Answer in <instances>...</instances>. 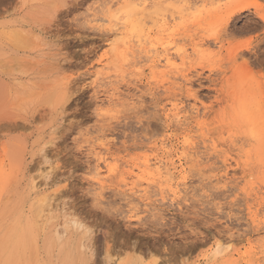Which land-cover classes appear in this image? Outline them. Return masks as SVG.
Returning a JSON list of instances; mask_svg holds the SVG:
<instances>
[{"label":"rangeland","instance_id":"obj_1","mask_svg":"<svg viewBox=\"0 0 264 264\" xmlns=\"http://www.w3.org/2000/svg\"><path fill=\"white\" fill-rule=\"evenodd\" d=\"M143 1L0 0V264H264V0Z\"/></svg>","mask_w":264,"mask_h":264},{"label":"bare ground","instance_id":"obj_2","mask_svg":"<svg viewBox=\"0 0 264 264\" xmlns=\"http://www.w3.org/2000/svg\"><path fill=\"white\" fill-rule=\"evenodd\" d=\"M136 3H139L140 5H144L146 2H144L143 0L142 1H140L139 0V2H136ZM139 4H136V6L138 5L139 6ZM134 5H135V3H134ZM135 6V7H136ZM139 7H143V6H139ZM145 9V8H144ZM245 9H248V7H240L239 8V11L240 10H245ZM137 11H139V10H137ZM112 21V20H111ZM117 23V22H116ZM113 24H115V23H113ZM118 24H120V22H118ZM114 26V25H113ZM113 26H111V27H113ZM115 27H117V24H115ZM116 30V29H115ZM125 53H127V52H125ZM168 60V59H167ZM67 91H69V90H67ZM68 96V95H67ZM104 160V159H103ZM107 165V164H106ZM163 165L161 164L159 167H160V169H159V167H158V170H159V173L160 174H163V170L165 169V171H166V173H167V175L169 176L170 175V169H169V167H166V166H164V167H162ZM99 168V167H98ZM109 169V173H111V172H113V171H115V170H113V168H111V167H108ZM111 168V169H110ZM108 170H107V172H108ZM163 171V172H162ZM98 173V172H97ZM150 173V172H149ZM165 173V172H164ZM152 175H153V173H151ZM151 174H149V176L151 175ZM120 175V174H119ZM166 175V176H167ZM100 176V175H99ZM139 177V176H138ZM159 177V176H158ZM170 177V176H169ZM101 178V177H100ZM171 178V177H170ZM161 179V178H160ZM124 180V179H123ZM163 180V179H162ZM68 214V213H67ZM69 215V214H68ZM66 216V215H65ZM65 216H64V218H65ZM67 217V216H66ZM52 218V217H51ZM64 218H63V220H64ZM73 219V218H72ZM76 219H74L72 222H73V226H74V224L76 223V221H75ZM50 220H48L47 222H46V227H47V224H48V222H49ZM66 222V221H65ZM69 222V221H68ZM64 223V222H63ZM70 223V222H69ZM79 223V222H78ZM66 224V223H65ZM78 225V224H77ZM67 226V230H65V231H67L68 232V223H67V225H65V227ZM80 226V225H79ZM75 227V226H74ZM78 229L79 228H81V226L80 227H77ZM55 229H57V228H55ZM63 229V228H62ZM61 229V230H62ZM73 230H75V228L73 229ZM72 230V231H73ZM45 231V230H44ZM55 232H56V230H54ZM54 232V233H55ZM58 232L59 233H61V232H63V231H60V228H58ZM53 233V232H52ZM53 233V234H54ZM26 234H27V232H26ZM62 234V233H61ZM64 234V233H63ZM68 234H70V233H68ZM83 234V233H82ZM60 235V234H59ZM45 238L47 237V236H44ZM56 237V236H55ZM32 238V237H31ZM45 238H44V242H45ZM53 239V238H52ZM49 240V239H48ZM59 240V239H58ZM17 241H18V244H19V240L17 239ZM33 241V240H32ZM53 242H54V240H52ZM82 241V240H81ZM50 242V241H49ZM67 242L69 243V239L68 240H66L65 242L64 241H60V249L62 250V249H64L63 247H65V245L67 244ZM53 245H54V243H52ZM52 245V246H53ZM76 245V244H75ZM82 245V244H81ZM3 246V245H2ZM71 246V245H70ZM47 247V246H46ZM35 248V247H34ZM58 248V247H57ZM46 249V248H45ZM76 249V248H75ZM47 250V249H46ZM1 252V251H0ZM73 252V251H72ZM2 253V252H1ZM1 255V254H0ZM72 257V256H71ZM78 257V256H77ZM76 257V258H77ZM78 259V258H77ZM82 259V258H81ZM81 259H80V261H78V262H81ZM83 259H84V257H83ZM36 260V259H35ZM17 261V260H16ZM16 263V262H15ZM61 264H70V256H69V254H67V253H63V261H62V263ZM77 264H79V263H77ZM81 264H84V263H81Z\"/></svg>","mask_w":264,"mask_h":264}]
</instances>
